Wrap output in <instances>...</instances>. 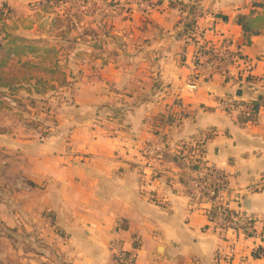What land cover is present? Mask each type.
Segmentation results:
<instances>
[{
  "label": "crops",
  "instance_id": "crops-1",
  "mask_svg": "<svg viewBox=\"0 0 264 264\" xmlns=\"http://www.w3.org/2000/svg\"><path fill=\"white\" fill-rule=\"evenodd\" d=\"M23 1L0 0V5ZM262 1L146 0V11L136 9L133 16L144 29L146 45L140 42L133 53L142 62L131 69L138 84L128 87L134 93L132 106L118 114L117 125L107 126L113 130H76L73 138L85 139L55 159L49 171L43 158L35 156L34 169L22 167L36 184L33 199H24L18 211L4 208V218L36 224L45 244L39 264H114L109 243L116 224L137 264H264V26L246 43L236 19L252 10L262 14L264 8L254 6ZM192 5L200 16L190 37L184 33V19ZM222 37L243 56L230 67L242 77L215 74L189 92L196 44L217 46ZM112 70L114 87L124 88L120 70ZM237 89H242L239 98ZM221 98L258 99L260 105L244 117L222 111ZM101 100L102 106L119 103ZM193 139H204L202 162L227 175L229 206L253 219L260 238L234 237L231 229L221 234L204 208L191 200L186 192L191 166L185 155L178 158L173 151ZM145 142L164 147L153 175L144 165ZM47 172L49 183L37 188ZM45 217L53 219L56 231L45 226ZM49 245L53 253L45 249ZM259 248L263 254L254 257ZM23 256L18 263L3 259L27 264Z\"/></svg>",
  "mask_w": 264,
  "mask_h": 264
},
{
  "label": "rangeland",
  "instance_id": "rangeland-1",
  "mask_svg": "<svg viewBox=\"0 0 264 264\" xmlns=\"http://www.w3.org/2000/svg\"><path fill=\"white\" fill-rule=\"evenodd\" d=\"M145 2L27 0L0 5V43H6L4 34L9 31L30 39L38 49L20 57L0 51L1 58L9 57L0 75L10 84L0 85V264H6L3 258L9 257L18 263L22 255L28 258L27 264H39L41 260L45 244L36 234V224L25 226L19 218H4L5 207L18 211L24 199L34 197L36 184L25 172L35 168L38 161L34 162V157H42L49 171L55 159L84 138H73L76 130H113L107 126L117 125L118 114L132 106L134 93L128 87L138 84L131 69L142 62L133 53L140 42L146 45L144 29L133 15L138 7L141 13L146 11ZM27 61L32 65L24 66ZM112 69L120 70L124 88L114 87ZM101 98L111 103L119 101L120 106H102L103 102L98 103ZM197 141L179 143L173 154L178 158L185 155L191 166L198 155L193 153ZM146 142L144 165L152 169L153 175V168L163 158V153L155 149L163 151L164 147ZM190 171L191 178L199 173L198 169ZM42 180L39 189L49 183V172ZM47 219L45 226L53 228V219ZM45 249L53 253L51 246ZM8 253L12 257L6 256Z\"/></svg>",
  "mask_w": 264,
  "mask_h": 264
},
{
  "label": "built area",
  "instance_id": "built-area-1",
  "mask_svg": "<svg viewBox=\"0 0 264 264\" xmlns=\"http://www.w3.org/2000/svg\"><path fill=\"white\" fill-rule=\"evenodd\" d=\"M196 45L201 44L197 43ZM204 46L205 50H198L194 52L191 67V78L186 83V88L192 93L199 89L201 79L211 77L215 74H221L225 78H228V76L230 77V75L234 77L241 76V74H234L230 72V67L235 60L243 57L239 54L232 55V52L234 51L231 49V42L228 38L222 37L217 46ZM230 59L233 61L232 63H230ZM244 66L249 69L250 62L246 61ZM236 79H238V77ZM238 101V98H221L218 101V106L222 111L227 113L231 114L238 112L242 116L248 117L252 113L250 107L248 106L249 100L243 99V101L247 104L242 105H238ZM203 145L204 139H201L195 146L193 145V153H198L197 159L201 158V161H203ZM152 148L154 147L151 146V149ZM155 151L162 152V149L157 147ZM198 170L199 173L193 176L190 183L186 186V192L195 205H201L202 208H204L212 226L218 229L221 234H223L227 229H231L234 231V237L241 234L246 237L260 238V231L257 230L253 219L245 213L236 211L229 206L227 175L223 171L211 167L203 162H201ZM111 233L112 238L109 243V248L112 253L114 264H137L136 255L133 252L126 250L124 247V240L121 237V225L116 224L111 230ZM233 248L234 247L230 250L231 253Z\"/></svg>",
  "mask_w": 264,
  "mask_h": 264
},
{
  "label": "trees",
  "instance_id": "trees-1",
  "mask_svg": "<svg viewBox=\"0 0 264 264\" xmlns=\"http://www.w3.org/2000/svg\"><path fill=\"white\" fill-rule=\"evenodd\" d=\"M3 6H6V3L3 4ZM254 6H259L261 8H264V1L262 2H254ZM255 11L252 10L249 14H238L236 19L237 22L242 26L243 34H244V40L246 43L250 42V36L253 33L259 32V27L264 26V12L262 14L255 15ZM200 16V12L198 13L196 11V7L194 5L189 7V11L184 19V33L190 37H192L196 31V20ZM4 39L6 40V43L2 44L0 43V51H5L8 54H10L20 57L25 56L27 53H33L36 52L38 49L37 47L32 44L30 39L26 38L25 36L16 35L14 33H10L9 31H5ZM205 46L203 44L196 45L195 46V52L198 50H205ZM50 51V50H49ZM50 52L47 51V55ZM239 54V52H232V55ZM241 57H243L241 55ZM9 57L1 58L0 57V68L4 66L7 62ZM230 59V63H232ZM43 63V61H42ZM32 65L30 61L25 62L24 66H30ZM46 70L49 71V67H45ZM2 69H0V74L2 73ZM227 79V78H226ZM248 80V79H247ZM0 85H9V83L4 82V78L0 75ZM238 105L247 104L243 101V99H238ZM260 105V101L258 99H252L249 100L248 106L250 107V110L254 113L258 111ZM200 140L197 142L199 143ZM184 145L187 143L183 142ZM184 147V146H183ZM201 158L196 159L191 164V168L193 170L199 169L201 165ZM263 254V250L259 248L257 251L253 253L254 257H260Z\"/></svg>",
  "mask_w": 264,
  "mask_h": 264
},
{
  "label": "water",
  "instance_id": "water-1",
  "mask_svg": "<svg viewBox=\"0 0 264 264\" xmlns=\"http://www.w3.org/2000/svg\"><path fill=\"white\" fill-rule=\"evenodd\" d=\"M236 95L238 98L241 97L242 96V89H237Z\"/></svg>",
  "mask_w": 264,
  "mask_h": 264
}]
</instances>
